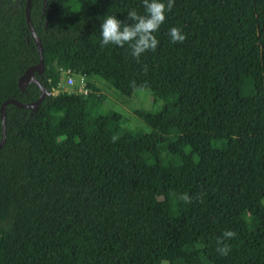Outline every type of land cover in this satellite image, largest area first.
I'll list each match as a JSON object with an SVG mask.
<instances>
[{
  "label": "trees",
  "instance_id": "trees-1",
  "mask_svg": "<svg viewBox=\"0 0 264 264\" xmlns=\"http://www.w3.org/2000/svg\"><path fill=\"white\" fill-rule=\"evenodd\" d=\"M25 1L0 0V103L40 92L19 86L39 58ZM131 9L142 0H31L48 93L36 110L6 106L0 264H264V0H175L140 63L127 44L100 46L105 16ZM66 70L86 92H52ZM90 77L149 90L162 102L137 110L149 130L101 110ZM225 230L237 235L220 256Z\"/></svg>",
  "mask_w": 264,
  "mask_h": 264
},
{
  "label": "clouds",
  "instance_id": "clouds-1",
  "mask_svg": "<svg viewBox=\"0 0 264 264\" xmlns=\"http://www.w3.org/2000/svg\"><path fill=\"white\" fill-rule=\"evenodd\" d=\"M175 0H142L143 13H139L136 9L128 11L126 21L121 22L115 15H106L100 25V46L101 48L114 44L118 47H124L126 44L131 50L132 57L140 63V57L148 51H155L159 40L156 33L166 19V12H169L174 7ZM127 21H131L128 23ZM168 35L172 43H183L186 40V35L180 27H171ZM142 70L145 74L148 72V65L144 64ZM130 86L137 87L135 81L130 82ZM119 139L117 135H112V142ZM177 201H182L185 204L192 203L193 197L188 193H173ZM205 193L196 195L200 203H203ZM234 230H225L221 236L216 238V251L220 256H227L232 246L228 243L229 240L236 237Z\"/></svg>",
  "mask_w": 264,
  "mask_h": 264
},
{
  "label": "rangeland",
  "instance_id": "rangeland-1",
  "mask_svg": "<svg viewBox=\"0 0 264 264\" xmlns=\"http://www.w3.org/2000/svg\"><path fill=\"white\" fill-rule=\"evenodd\" d=\"M73 77V82H66L67 76ZM75 74L73 72L63 71L61 80L53 93H62L64 91H81L86 92L85 75ZM83 78V79H81ZM97 86V94L101 100V110L107 111L109 109L118 111L123 116V123L125 127L133 129L149 130L144 120L138 115L137 110H146L152 108H160L161 101L154 102L151 99L149 90H138L132 96L120 93L114 87L99 77L89 78Z\"/></svg>",
  "mask_w": 264,
  "mask_h": 264
},
{
  "label": "water",
  "instance_id": "water-1",
  "mask_svg": "<svg viewBox=\"0 0 264 264\" xmlns=\"http://www.w3.org/2000/svg\"><path fill=\"white\" fill-rule=\"evenodd\" d=\"M30 6H31V0H26L25 1L26 21H27V24H28V27H29L31 34L35 39V42H36V45L38 48L39 58H38L37 63L29 65L25 69L24 73H22L19 76V86H20L21 90H24L26 85L32 81L39 87L40 92H39V96L31 102H23L17 98L10 97V98L4 99L0 103L1 123H2V134H1V138H0V146H2L6 140V133H7V130H6V122H7L6 106H7V104L8 103H14L20 107L32 108L33 110H36L38 108L39 103L44 98L45 94L48 93L45 86L42 84V82L39 80V78L35 74V72L41 73L44 69L43 46H42L41 39H40L38 33L36 32L34 25L32 23V20H31ZM44 9H45V3H44L43 10Z\"/></svg>",
  "mask_w": 264,
  "mask_h": 264
},
{
  "label": "built area",
  "instance_id": "built-area-1",
  "mask_svg": "<svg viewBox=\"0 0 264 264\" xmlns=\"http://www.w3.org/2000/svg\"><path fill=\"white\" fill-rule=\"evenodd\" d=\"M66 71H67V72H70L69 70H66ZM80 76L83 77L82 74H80ZM81 79H83V78H81ZM66 82H68V83L73 82V77L70 76V75H68L67 78H66Z\"/></svg>",
  "mask_w": 264,
  "mask_h": 264
}]
</instances>
